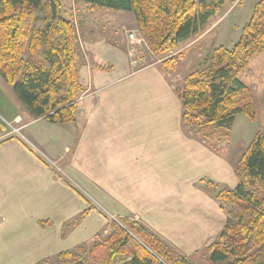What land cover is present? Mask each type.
<instances>
[{
    "label": "crops",
    "instance_id": "crops-1",
    "mask_svg": "<svg viewBox=\"0 0 264 264\" xmlns=\"http://www.w3.org/2000/svg\"><path fill=\"white\" fill-rule=\"evenodd\" d=\"M57 1L76 27L82 92L75 122L64 124L21 114L17 99L10 106L0 98L8 127L0 128V264H36L82 246L106 227L103 212L132 215L190 259L224 226L227 208L216 193L236 186L234 157L182 124L175 78L167 80L163 65L135 68L126 36L136 30L130 12L108 14V25L86 30L83 23L98 19L95 7ZM225 19L208 22L182 46L184 61H201L210 41L229 46L225 30L235 28L230 44L240 36L243 25Z\"/></svg>",
    "mask_w": 264,
    "mask_h": 264
},
{
    "label": "trees",
    "instance_id": "trees-1",
    "mask_svg": "<svg viewBox=\"0 0 264 264\" xmlns=\"http://www.w3.org/2000/svg\"><path fill=\"white\" fill-rule=\"evenodd\" d=\"M95 8L130 12L149 50L162 55L202 31L225 0H79ZM264 51V0H258L231 47L217 46L208 65L186 75L175 93L181 121L194 131L214 126L228 133L237 115L257 117L253 94L238 78ZM79 51L73 22L57 0H0V77L34 118L52 124L75 122ZM175 60H164L172 70ZM204 63V62H203ZM211 133H213L211 131ZM209 137L213 134H207ZM204 135L203 139L208 140ZM237 184L216 199L227 205L226 220L206 248L210 264H264V131L256 133L235 168ZM206 188L212 187L206 182ZM85 210L76 220L88 214ZM70 226L73 224H69ZM87 247L65 250L55 263L193 264L141 223L115 219Z\"/></svg>",
    "mask_w": 264,
    "mask_h": 264
},
{
    "label": "rangeland",
    "instance_id": "rangeland-1",
    "mask_svg": "<svg viewBox=\"0 0 264 264\" xmlns=\"http://www.w3.org/2000/svg\"><path fill=\"white\" fill-rule=\"evenodd\" d=\"M234 1L235 0H226L223 7L215 13V15L212 17V19H210V21L213 22L216 19L224 16V18H226L224 24L226 22H229L230 25L232 24L234 26H239V27H240V25L244 26L245 21L247 22L251 16L252 7H253V0H238V2L235 4V6L231 7V5L233 4ZM93 12H94L93 14L95 16H97L98 19L97 20H96V18L92 19L90 24L83 23L81 26L83 29L87 30V28H90L93 31H95L96 29L100 28V26H102V25L106 26L109 23L108 20L111 19V17L108 16V14H111V13L113 14L115 12H120V11L108 10L105 8H95V10ZM108 12H110V13H108ZM110 24H112V23H110ZM74 26H75V24H74ZM242 27H240L239 29L241 30ZM234 29L235 28H233V29L230 28V30H225V32H224V34L228 33L227 43L229 44V46H227V47L233 46L238 41V39L240 37L239 35H237L234 38L233 42L230 44V42H229L230 37L235 32ZM75 30H76V27H75ZM128 32L129 31L126 32V36H127ZM135 32L137 35H141L137 31V29L135 30ZM190 40H191V38L180 43L177 47L169 50L167 53L162 54V55L154 54L153 52H151L149 50L145 40H144V43L141 45H132L129 42L130 43L129 44L130 50H134L133 51L134 54L132 56V59L134 61H136L135 68L144 67L148 64L155 63V62L159 63L160 65H163L162 62L164 60L173 58L175 61L173 62L172 70H168V72H167V69H166V73L171 74V78L167 77V74H166V78L169 81L173 77V78H175L173 85L175 87L180 85L183 78L186 75H188L190 72L208 65V61L205 62L204 60H205V58L210 57L212 50L215 48L210 41L209 43L211 45L207 44L208 46L206 48H208V49L206 50L205 54H203V56L200 58L201 61H199L197 64L194 63L192 59H190L188 61H184V56H182V52H180V51H182V46L186 45ZM203 43H206V40H205V42H202V44ZM201 46L202 45H200V47ZM189 49H191V48H189ZM238 78L247 87H249V89L251 90V92L253 94V97L255 99L256 106H257V117H256V119L251 120L247 116H245L244 114H239L236 116V118L233 122V125H232V127L228 133H226L224 130H220L218 128H215L214 126H207L206 128L201 129L202 131H197V132L190 129L188 126H186V128H188L191 132H193V133L196 132L198 134L199 139L200 138L203 139L204 135L213 134V135H210V137L207 135L208 140L213 142L214 150L216 149V150L220 151V150H224V148H226V150L227 149L229 150L228 151L229 152L228 153L229 158L231 161L233 159L234 169L236 168V166L239 163L243 153L247 149L248 145L252 141L255 134L261 133L264 131V51L253 56V58L250 60V62L248 64V66L243 71H241L239 73ZM3 82H2V79L0 77V95H2V96H0V98L6 104L11 106L12 104H14L13 101L16 99V97L13 94L11 87L5 81H3ZM14 109H15V111H18L21 114L26 112V109L22 104H20L16 107L14 105ZM3 126H5L6 129L8 128L7 124L1 119V116H0V128L2 129ZM11 128H12V126H11ZM15 131L16 130L13 129L12 133ZM211 131L213 133H211ZM224 142L227 143L226 147H222V146H224ZM218 151H215V152H218ZM223 152H225V151H223ZM224 155H225V153H224ZM230 156L234 157V158L231 159ZM56 166L58 168L60 167L59 164H56ZM59 170H60V168H59ZM220 206H222V205H220ZM226 208H228V206L223 204V209H226ZM103 215L105 216L104 218L107 219V225L106 226H109L112 223V221H115V219L120 220L122 218H128V219L134 218L132 215H126L124 217H117L116 218L112 214H110V212H103ZM134 221H137L138 223H140L137 219H134ZM78 222H79V220H72L69 223L75 225ZM108 228L104 226L99 231L103 232V230H104V233H103V235H104L109 230ZM101 232H99V233H101ZM90 239L88 241H85L81 245L84 248L87 247L88 244L92 241V239L91 240ZM161 240H163V239H161ZM178 253H180V252L178 251ZM55 257L56 256L50 258L51 263H55V261H56ZM207 258H208V254H207L206 249H204L201 252H195L190 256V260L193 264H210Z\"/></svg>",
    "mask_w": 264,
    "mask_h": 264
},
{
    "label": "built area",
    "instance_id": "built-area-1",
    "mask_svg": "<svg viewBox=\"0 0 264 264\" xmlns=\"http://www.w3.org/2000/svg\"><path fill=\"white\" fill-rule=\"evenodd\" d=\"M127 38L129 40V42L132 44V45H141L144 43V38L141 36V35H137L135 31H129L127 33ZM133 51L134 50H130V53L131 55L133 56ZM17 132V130L15 131ZM56 167V166H55ZM57 168V167H56ZM58 171H59V168H57Z\"/></svg>",
    "mask_w": 264,
    "mask_h": 264
}]
</instances>
